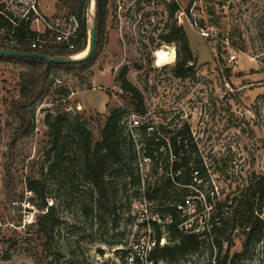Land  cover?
Listing matches in <instances>:
<instances>
[{
  "label": "rangeland",
  "instance_id": "1",
  "mask_svg": "<svg viewBox=\"0 0 264 264\" xmlns=\"http://www.w3.org/2000/svg\"><path fill=\"white\" fill-rule=\"evenodd\" d=\"M31 1L0 0V10L8 11L14 21L32 20V11L23 15ZM46 2L55 4V17L60 21L70 12H78L79 0ZM94 5H87L84 49ZM175 26L188 37L195 57L191 77H177L172 69L177 47L166 37ZM6 30L0 28V37ZM40 33L51 34L45 29ZM226 36L238 54L235 61L228 59L223 42ZM123 70L142 92L144 115L136 113L129 94L120 88ZM30 72L28 64L0 60V264H124L123 249L144 228L149 225L156 236L150 219L156 221L165 243L170 240L165 217L151 218L147 207L153 202L143 197L145 179L154 175L150 174V161L143 159L141 133L132 130L136 157L130 163L132 169H123L117 177L115 212L109 202L85 215L82 206H90L85 194L88 185L77 180L81 190H70L65 177H53L47 171L51 163L45 122L48 113H66L90 130L93 140L99 138L100 127L115 107L126 109L129 129L133 119L171 128L187 122L206 162L208 179L222 195L243 186L252 172H264V0H109L99 50L84 68L83 77L55 70L48 92L31 107L33 128L11 147L18 125L11 101L28 89ZM70 147L74 150L73 144ZM31 178L44 182L47 198L55 207L54 218L38 221L46 208H40V198L28 189ZM207 184L190 186L198 194L188 196L181 209L180 215H186L185 227L198 230L207 223L211 212L203 196ZM24 198L30 199L34 208L24 210L20 202L13 203ZM261 210L264 217V205ZM214 236L207 231L196 252L175 262L159 261L215 264ZM227 237L234 244L231 251H239L244 239L240 228ZM225 239L220 256L226 248ZM231 264H264V240L242 247Z\"/></svg>",
  "mask_w": 264,
  "mask_h": 264
},
{
  "label": "trees",
  "instance_id": "2",
  "mask_svg": "<svg viewBox=\"0 0 264 264\" xmlns=\"http://www.w3.org/2000/svg\"><path fill=\"white\" fill-rule=\"evenodd\" d=\"M108 3L109 0H95L96 45L92 55L84 61L54 63L30 57L0 55V60L25 63L31 67L28 89L23 95L11 101V112L18 119V125L11 138V147L17 139L26 136L33 128L31 107L42 100L48 92V81L52 80L55 70L64 69L83 77L84 68L93 62L99 50ZM87 5L88 0H79L78 12H73L79 20L81 37L74 49L53 44L39 51L46 54L68 55L83 50L86 46L88 28ZM174 9H178L176 4ZM30 21V17L18 18L14 21L8 11L0 10V28L13 29L14 34L19 38L41 34L31 29ZM166 38L168 41L174 40L177 47L176 60L172 68L174 74L180 78L193 76L195 57L188 37L181 32L180 26H175ZM0 47L33 50L25 45H9L2 42ZM120 80V88L129 94L136 113L144 115L146 106L140 89L125 77L124 70L121 72ZM125 112L126 109L121 107L112 109L100 127V136L96 140H93L90 130L77 120L70 119L66 113L54 115L48 113L45 117L51 142V147L47 151L51 163L47 171L53 177L58 178V175L65 177L70 183V190H81L79 182L76 183L77 180L84 181L88 185L90 189L86 193L83 192L90 201V206H82L85 215L91 214L96 208H105L109 202L112 203V212H115L116 206L113 200L119 188H117V184L119 185L117 177L123 169H132L130 163L136 157L132 130H136L141 133L143 144L141 151L143 157L149 158L150 174L154 175L153 178H146L144 182L143 197L153 202V205L147 207L148 214L171 218L166 224L170 240L155 247L151 254L155 260L163 259L172 263L182 256L196 252L204 244L203 235L207 231L215 234L211 242L217 247L215 264H231L240 256L242 247L248 246L250 242L264 240V217L260 214L261 206L264 205V172H252L243 186L222 195L214 190L208 179L206 162L187 122L182 123L178 128H171L170 125L141 121L129 129L125 123ZM72 144L74 150L70 147ZM6 169L9 173V168ZM201 184H207L203 196L211 212L204 227L195 230L185 227L186 215L181 216L180 212L186 205V198L198 194L197 190L192 192L190 186L202 187ZM27 186L40 198V208L42 210L46 208V211L38 216V221L54 218L55 207L47 206L44 182L41 179L31 178ZM150 221L157 229V239H160L161 231L156 221L154 219ZM42 228L44 224L41 225ZM238 228L244 236L241 249L231 251L234 244L227 236ZM224 236H226V248L220 256ZM125 252L126 250L123 249L121 255L123 262Z\"/></svg>",
  "mask_w": 264,
  "mask_h": 264
},
{
  "label": "built area",
  "instance_id": "3",
  "mask_svg": "<svg viewBox=\"0 0 264 264\" xmlns=\"http://www.w3.org/2000/svg\"><path fill=\"white\" fill-rule=\"evenodd\" d=\"M29 11L34 13L36 19H40L42 21L44 24V29L51 33L50 36L43 33L36 36L19 38L14 34L13 29H7L6 32L0 37V42L17 46L25 45L33 49L32 51L38 52H40L39 50L53 44L64 45L68 49H74L76 47V44L81 39V37L79 32V20L75 14L69 13L62 21L59 19L48 21L38 11L34 0L28 3L26 11L23 13V15ZM13 23L15 24V22ZM223 42L226 44L228 59L230 61H235L238 57V54L231 46L228 36L223 39ZM138 124L139 120L133 119L130 126L132 127ZM143 159L149 160L147 157H143ZM19 202L21 203L24 210L34 208L33 204L28 198H24L23 201L13 200V203L16 205L19 204ZM52 204L53 200L51 198H47V206ZM150 217L154 218V215H150ZM164 220H166V223H169L171 218L166 216ZM149 223L150 222H148V224ZM165 241L166 240L163 237L157 239V237L152 234L151 227L148 225V227L144 228L143 231L130 243L129 247L125 249L126 252L124 256V264H161L160 261L155 260L151 254L157 245H163Z\"/></svg>",
  "mask_w": 264,
  "mask_h": 264
},
{
  "label": "water",
  "instance_id": "4",
  "mask_svg": "<svg viewBox=\"0 0 264 264\" xmlns=\"http://www.w3.org/2000/svg\"><path fill=\"white\" fill-rule=\"evenodd\" d=\"M88 3L94 4L93 0H88ZM96 21L93 18L92 24L88 30V45L86 47V52L82 56H75V55H56V54H46L43 52L38 51H24L6 47H0V55H14L19 57H30L39 60H43L45 62H54V63H74V62H81L88 59L96 45Z\"/></svg>",
  "mask_w": 264,
  "mask_h": 264
},
{
  "label": "crops",
  "instance_id": "5",
  "mask_svg": "<svg viewBox=\"0 0 264 264\" xmlns=\"http://www.w3.org/2000/svg\"><path fill=\"white\" fill-rule=\"evenodd\" d=\"M36 8L43 16L50 18L52 17V21L59 19L58 16L55 17V12H56L55 4L50 6L47 4L46 0H37ZM30 23H31L30 24L31 29L40 32L44 30V24L40 19H36L35 16L30 21Z\"/></svg>",
  "mask_w": 264,
  "mask_h": 264
},
{
  "label": "bare ground",
  "instance_id": "6",
  "mask_svg": "<svg viewBox=\"0 0 264 264\" xmlns=\"http://www.w3.org/2000/svg\"><path fill=\"white\" fill-rule=\"evenodd\" d=\"M85 52H86V49H84V50H82V51H80V52H78V53H76L74 55L75 56H82V55H84Z\"/></svg>",
  "mask_w": 264,
  "mask_h": 264
}]
</instances>
